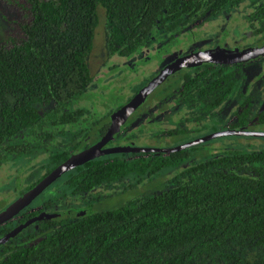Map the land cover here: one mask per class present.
Returning <instances> with one entry per match:
<instances>
[{
  "label": "trees",
  "instance_id": "trees-1",
  "mask_svg": "<svg viewBox=\"0 0 264 264\" xmlns=\"http://www.w3.org/2000/svg\"><path fill=\"white\" fill-rule=\"evenodd\" d=\"M0 2L14 12L0 24V164L41 151L51 161L46 173L108 126V114L79 107L93 79L87 58L100 19L107 58L153 43L173 47L241 6L264 41V0ZM248 63L171 75L156 98L175 96L189 122L180 128L178 119L168 135L202 131L206 121L223 118L219 108L232 96L240 110L231 128L264 126V111L251 109L257 97L238 93ZM127 133L116 134L117 144L128 143ZM197 146L110 154L74 168L37 199L48 218L0 246V264H264V145L214 153ZM113 198L114 205H102ZM57 199L68 200L71 213L54 210Z\"/></svg>",
  "mask_w": 264,
  "mask_h": 264
},
{
  "label": "rangeland",
  "instance_id": "rangeland-1",
  "mask_svg": "<svg viewBox=\"0 0 264 264\" xmlns=\"http://www.w3.org/2000/svg\"><path fill=\"white\" fill-rule=\"evenodd\" d=\"M12 16H14V12L8 9L6 4H2L0 2V24L3 25L5 17L11 18ZM220 24L221 25H216L213 22H207L200 25L193 33L190 34V37H181L176 41L177 45L170 48L164 47L162 43H153L148 47H144L140 51L130 55L121 56L114 54L107 58L104 45V30L102 26V19H100L93 38L92 52L87 58V63L93 79L91 84L86 89L87 92H85V95L81 98L79 107L88 108L95 117L97 115L101 116L106 114H109L110 117L115 111L123 107L127 103L128 99L133 97L148 80L156 75L162 66H165L164 64L166 62L186 52L184 49L189 47L191 43H194V47H198L200 49L210 48L216 43H212L209 37H220L222 38L223 44L226 45L228 43L226 46H229V42L226 40L228 30L229 36H232V40L233 37L235 40L240 41L244 38V44L246 45L251 42V38L246 39L248 38L246 36L247 29H245L243 25L242 26L244 28L242 26L236 28L233 27V24H230L229 26H222V23ZM147 102L149 105L150 99ZM146 105L147 103L139 108L123 126V132L128 130L127 134H129V138L127 140L129 143L127 146L170 148L223 129V118L221 117V119L217 118L206 121L203 125L202 131H199L196 134H178L179 131H175L174 133L160 139V136L156 137L155 134L157 131H162L163 127L160 128L158 124H151V122H147V116L144 114L146 111ZM256 107L258 108V105ZM224 117H227V115ZM224 121H226L225 118ZM167 123L171 124L173 122L167 121ZM143 126H146L143 129L149 131V134L141 136L140 127ZM165 130H167V128ZM250 130L264 131V126L256 127ZM260 141L264 142V137L224 136L200 143L197 147H199V150H202V148L206 149L207 147L214 148L212 152L214 153L220 151L221 149L223 151H227L232 148L233 145L247 147H252L253 145H264ZM123 143L124 142L122 141L120 144ZM247 147L241 148L246 149ZM194 151L195 150H193V152ZM36 156L37 152H34L32 158L35 159ZM32 158H28L26 161H33ZM14 159L16 160V158ZM9 163L10 162L5 163L7 166L0 169V197L2 198L5 196L4 199L0 201V210L5 204L11 202V200L19 194L12 191L14 184L13 180L15 177H19V179L17 178V190L23 191L24 189L22 188H24L27 184L32 183L41 174L38 170H36L38 165H35L34 163H26L25 165L23 162H14L13 165H11V167L15 168L14 170L10 167L7 168L10 165ZM4 168L5 170L3 171ZM17 169L19 173L16 174L15 170ZM24 178L29 181H25ZM10 186L12 188H10ZM5 187L7 189H5ZM115 203L116 199L113 198L102 205L104 207H109Z\"/></svg>",
  "mask_w": 264,
  "mask_h": 264
},
{
  "label": "flooded vegetation",
  "instance_id": "flooded-vegetation-1",
  "mask_svg": "<svg viewBox=\"0 0 264 264\" xmlns=\"http://www.w3.org/2000/svg\"><path fill=\"white\" fill-rule=\"evenodd\" d=\"M246 14H248V13L245 12L243 6L238 7V8H234L230 12H223L222 13V16H220L219 19H217V21L215 22V24L216 25H221L220 23H222V26H226V25L229 26L230 24H233V27H236V28H239L240 26L243 25L245 27V29H247V35L246 36L248 38H246V39H250L251 38L250 39L251 42L249 44H247V45L244 44V40H245L244 38H242V40L240 41V40H235L234 37H233V40H232V38H231L232 36H229V30L226 28L228 30V32L226 34V36H227L226 37V40L229 42V46H226V45H228V43L226 45H224L223 42H222V38H220V37H209L210 38V41L212 43H216V44L213 47L205 48V49H212V48L221 47V48H225V49L246 50V49H249V48H253L255 46H262L264 44V41L261 42L262 39L259 37L260 35L259 36L253 35L250 26L247 24V21H246V16L247 15ZM188 37H190V35ZM194 46H195V44L194 43H191L189 45V47H187L186 49H184L186 52H184L183 54H181V55H179V56H177L175 58L170 59L168 62H166L164 64L165 66H162V68L160 69V71L164 67L168 66L172 61H174L175 59H177L178 57H180V56H182L184 54H187V53H189L191 51L205 50V49H200V48L194 47ZM246 62H249V63H248V66L245 67V70H243V72L246 74V80L244 82L245 84L241 87V89L238 91V93L243 94L244 96H252V97L253 96H256L257 98L254 99V103L251 106V109L258 111L261 108L264 111V109H263L264 108V102H263L264 101V90H263L264 87H261L260 86V83L263 80L261 78L264 76L263 75V73H264V66L261 64L262 62H264V54L263 55H260V56H258L256 58H254V59H251V60H248V61H245V62L236 63V64H242V63H246ZM203 64H212V63H203ZM236 64H233V65H236ZM213 65H215V64H213ZM197 66H200V65H197ZM228 66H232V65H228ZM193 67H196V66H193ZM186 68H192V67H184V68L180 69L179 71H177V72H175V73H173L171 75H175L176 73L181 72L183 69H186ZM157 74H158V72L156 73V75ZM170 76H168L161 84H163L164 82H166V80ZM150 80H148L144 85H146ZM160 85H158L154 90H152L150 92V94L147 96L146 100L123 123V125L121 126L120 131L117 132V133H115L114 136H113V138L111 140H109L108 142H106L102 146V149L111 148L113 146L114 147H116V146H127V144L129 142L128 143H123V145L122 144H117V141H115V136H116V134H119V133H122L123 132V128L122 127L124 126V124L133 116V114L139 108H141L146 103H147V105H146V111L144 112V114L147 116V122H151V124H158V126L160 128L163 127V130L162 131H160V132L157 131V133L155 134L156 137L160 136V139L166 137L168 135V131H170V128H172V129L175 128L174 126L173 127H171V126L174 123H177L178 122V119H179L178 126L180 128L187 125V123L189 122V120L187 118V110L183 106L178 108L177 106L173 105V104H175L174 103L175 96L166 97V98H163V100L162 99L160 100V99L156 98V95H159V94L157 92L155 93V91L159 88ZM252 86H258V87L257 88H252ZM245 87H248L249 90L246 91ZM133 97H131L130 99H128L127 103L130 102ZM149 99H150V104L148 105V102L147 101ZM238 100H239V98L237 96H232L231 98H229L228 100H226L220 106L219 110H220L221 115L223 116V121H222V127H223V129L222 130L235 129V128H231V125H232V123H234V119H235L234 112L237 111V110H240V104H239ZM257 105H258V108L256 107ZM228 107H229V109H228ZM157 112H159V113H157ZM112 115L110 116V120H109V123H108V126L106 128L105 133L107 132V130H108L109 126H110ZM225 115H227V117H224ZM108 116H109V114H108ZM224 118L226 119V121H224ZM167 121H170V122H173V123L168 124ZM166 128H167V130H165ZM236 130H245V129H236ZM249 131H251V130H249ZM215 132H217V131H215ZM105 133L98 140H94V141H90V139L87 137L85 139V144L82 146V148L80 150H78L77 152L71 153L60 164H62L63 162H65L70 156L75 155V154H78V153L84 151L85 149H88L89 147H92L95 144H97L100 141V139L105 135ZM147 134H149V131H144L141 136L147 135ZM109 142H113L114 144L108 145ZM196 145H198V144H196ZM193 146H195V145H193ZM138 147H141V146H138ZM148 148H165V147H148ZM34 152H37V156H36L35 159L32 158V155H33ZM34 152L29 153L28 155L20 156V157L16 158V160L13 158V159H10L9 161H6V162L0 164V169H1L3 167L7 166V165H5V163L10 162L9 163L10 165L7 168L10 167V168H12V170H14L15 168L11 167V165H13L14 162H17V163L23 162L25 165H26V163H34L35 165H38V167L36 168V170H38L41 173L40 176H38L32 183L27 184L24 188H22V189H24L23 191H18L17 190V188H16L17 187V178L19 179V177H15L14 180H13L14 184H13L12 191L15 192V193H19V194L14 199H12L11 202H8L7 204H5L4 207L0 210V212L3 209H5L7 206H9L13 201H15L19 196H21L22 194H24L25 192H27L29 189H31L33 186H35V184H37L40 180H42L47 174H49L58 165H60V164H58L55 168H53L48 173H46V171H47L48 168L45 167V166L49 165L48 162L51 163V161H48L47 156L44 153H42L41 151H34ZM112 154H117V153H112ZM132 154H140V153H132ZM157 154H159V153H157ZM162 154H166V153H162ZM108 155H110V154H108ZM102 156H105V155H102ZM98 157H101V156H98ZM98 157H96V158H98ZM28 158H32L33 161H28L27 162L26 160ZM73 169H71V170H73ZM4 170H5V168L3 169V171ZM71 170H69V171H71ZM15 171H16V174L19 173L18 169L15 170ZM69 171L65 172L64 174L68 173ZM64 174H62L61 176H59L41 194H39L38 196H36L26 207H24L22 210H20L19 213L13 217V219H11L10 221H7V222H5L3 224H0V237L5 236L9 232L13 231L15 228H17V227H19V226H21L22 224H25V223H28V225L23 230H25L26 228L31 227V226L37 228V223L40 220H42L44 218H48V216H46L45 212L43 211L42 205H40V203L37 204V201H38L37 199L41 198L44 195L47 196V194H49V193H53V190H51L50 188ZM42 175H44V176L42 177ZM40 177H42V178L39 179ZM24 179H25V181H27L26 178H24ZM10 188H12V187L10 186ZM5 189H7V188L5 187ZM4 197H2V198L0 197V201H2L4 199ZM53 205H54V210H56V211H58L60 209H65V212L66 213H71V211H72L71 209H73V208H70L69 207L68 200L62 202V200H58L57 199V200H55L53 202ZM81 207H87V206H81ZM36 212H37L36 215L29 216V214L36 213ZM40 215H43V216L40 217ZM32 219H34V220L31 222L30 220H32ZM10 223H15V224H14V226L11 229H8L7 228V224H10ZM23 230H21L20 232H22ZM1 245L2 244H0V246Z\"/></svg>",
  "mask_w": 264,
  "mask_h": 264
},
{
  "label": "water",
  "instance_id": "water-1",
  "mask_svg": "<svg viewBox=\"0 0 264 264\" xmlns=\"http://www.w3.org/2000/svg\"><path fill=\"white\" fill-rule=\"evenodd\" d=\"M264 54V44L262 46H255L246 50L238 49H225L221 47L191 51L184 54L168 66L164 67L158 72L146 85H144L136 95L123 107L119 108L112 115L110 126L105 135L100 141L92 147L85 149L84 151L70 156L65 162L58 165L49 174H47L42 180H40L35 186L29 189L27 192L19 196L9 206L0 212V224L13 219L15 215L19 213L24 207H26L36 196L41 194L52 182H54L59 176L65 172L78 167L98 156L108 155L112 153H172L180 151L193 145L208 141L213 138L223 136H254L264 137V131H249V130H236L227 129L213 132L204 137L194 139L187 143L180 144L178 146L170 148H148V147H132V146H116L111 148L102 149V146L111 140L115 133L119 132L123 123L131 116V114L146 100L147 96L152 90L160 85L168 76L179 71L184 67H193L201 65L203 63H212L215 65H233L240 62H245L254 59ZM43 215H40L42 217ZM47 216V215H46ZM34 219L30 220L31 222ZM29 221V222H30ZM28 223L22 224L9 232L5 236L0 237V244L5 243L11 237H14L21 230H23Z\"/></svg>",
  "mask_w": 264,
  "mask_h": 264
}]
</instances>
